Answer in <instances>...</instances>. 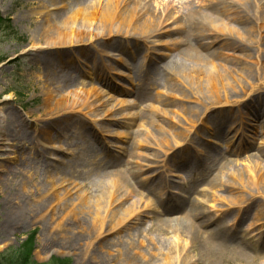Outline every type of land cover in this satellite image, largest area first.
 I'll return each mask as SVG.
<instances>
[{"label": "rangeland", "instance_id": "obj_1", "mask_svg": "<svg viewBox=\"0 0 264 264\" xmlns=\"http://www.w3.org/2000/svg\"><path fill=\"white\" fill-rule=\"evenodd\" d=\"M142 1L156 12L164 6L162 0ZM54 4L0 0V252L17 248L33 232L37 262L58 257L69 264H162V252L178 243L197 264L199 244L177 234L175 225H155L157 204L176 212V221L187 222V205L194 203L211 215L224 214L229 223L236 205L224 197L238 192L250 199L240 208L247 218H235L237 240L244 236L249 244L264 236V225L253 219L257 210L264 213V148H257L264 137V0H225L220 27L209 31L188 26L187 12H179L146 33L110 31L98 44L84 38L47 45L41 40L44 13L57 20L67 13V5ZM189 8L197 3L189 1ZM195 53L204 59L193 61ZM144 57L153 60L150 72ZM46 58L60 65L56 97L48 94ZM127 61L142 72L130 76ZM209 65L216 66L214 83L203 71ZM103 80H112L103 84L108 92L95 96L92 87ZM205 85L204 94L199 89ZM218 150L235 157L218 173L227 177L223 185L213 182V168L203 167L218 162L206 156ZM240 168L255 182L235 178ZM92 169L123 175V190L130 191L125 203L138 196L136 213H126L115 228L106 218L98 231L86 211L84 228L68 212L71 206H59L99 193ZM54 176L62 200L38 204L34 192ZM204 193L223 198L207 204ZM20 206L26 214L17 218ZM138 219L143 229L136 232ZM216 264L243 262L224 256ZM253 264H264V252Z\"/></svg>", "mask_w": 264, "mask_h": 264}, {"label": "bare ground", "instance_id": "obj_2", "mask_svg": "<svg viewBox=\"0 0 264 264\" xmlns=\"http://www.w3.org/2000/svg\"><path fill=\"white\" fill-rule=\"evenodd\" d=\"M51 5L55 6L54 3L58 2V0H50ZM71 1V2H69ZM90 4L87 3V0H59L60 4H65L68 7L66 8V14L64 17H61L60 20H57L56 17L52 16L53 13H44V18L41 22L42 24V34L41 40L48 39L47 45H56L60 43L66 42H78L81 39H95V44H98L97 41L105 34L110 31L114 32H134V33H146L152 28H156L160 25L161 21L169 22V19L174 18L177 13H186L184 16L185 20L188 22V26H192L196 28L199 32L209 31L212 28L220 27V19L218 15L221 13L223 7L219 6L225 2V0H172V2L168 5L166 4L168 0H162L163 7L161 12H156L153 10L149 3L143 2L142 0H89ZM154 1V0H153ZM189 1H193L197 3V9L190 10ZM228 9V8H227ZM190 10V11H189ZM217 15L214 16V13L217 12ZM153 21V24L150 22ZM80 23V24H79ZM175 25L180 27V22L175 21ZM132 29L133 31H131ZM131 58H135V55H129ZM193 61L198 62L202 61L204 57L198 53H195L193 56ZM130 58V59H131ZM144 65L146 68L144 70H148V66L153 62L152 58L144 57L143 59ZM72 62V61H70ZM127 68L130 69V76L134 78L133 73L142 72V68H139L138 63H126ZM59 64L55 62H49L48 59H43V67L44 73L46 75V84L48 86V94L52 97H56V92L59 90V86H61L60 81L56 78L59 75L60 69ZM208 66V65H207ZM144 67V66H143ZM216 66L205 67L204 74L207 77V82L212 81L214 83V77L217 75ZM185 70L180 73H184ZM180 75V74H179ZM154 75H148L147 77H153ZM181 76V75H180ZM185 76V75H184ZM182 75V77H184ZM186 79H190L189 76H186ZM133 80V79H132ZM112 80H110L111 82ZM110 83L109 80H103L95 83L92 87L93 94L95 96H99V94H103V92H108L104 88V83ZM106 83V84H108ZM170 83V82H169ZM207 85L209 86V84ZM171 85V83L169 84ZM167 86V83H166ZM206 86V85H205ZM204 87L203 90L200 88L199 90L202 93H207L209 90L207 87ZM70 96L71 93L68 92ZM235 137V135H234ZM140 141V140H139ZM264 148V137L259 139V145L257 148ZM62 148V147H61ZM68 148V147H67ZM63 150V149H62ZM68 151V149H65ZM224 154V157L221 155ZM258 155L262 157L261 153L258 150ZM206 156L212 157L211 159H218V162H212L211 164L205 165L204 168H213L215 170V174L212 175L213 182L223 185L222 180L227 177L222 176L220 173V169L224 166L233 165V160L235 157L230 154H226L224 152L214 153V155L207 152ZM223 156V155H222ZM246 155L244 158H247ZM107 163V162H106ZM106 168V167H105ZM104 168V169H105ZM249 173H252L253 170L247 167ZM238 174L233 175L235 178L245 182L249 185L250 183H254L255 179L251 178V181L244 176L247 174L245 169L238 170ZM90 176L95 180V184L93 185L98 188V194L92 197H83L81 195L77 196L75 199H67L60 202L59 206L62 208H71L68 210L72 217L76 221L79 222V225L86 227L83 222L84 216L81 214L86 211L87 214L91 215L92 224H95L98 231L102 230L105 225V219L110 218L109 220H114L113 227L115 228L117 224H119L123 216L126 213L135 214L138 209V196L134 198V200L130 202H124V198L130 193L129 189L124 187L126 186V180L123 175L119 172H105V174H100L96 172L94 169L90 171ZM89 177V176H88ZM93 180V179H92ZM262 181V185H264V178ZM59 185V180L56 176L51 178V183L49 186H41L34 192L33 196H38V204L47 203L54 201H61L62 196L56 188ZM92 185V186H93ZM231 185L233 188L235 187V181H232ZM232 188V187H231ZM54 193V197H47L49 192ZM162 194L161 191H159ZM220 197H211L204 193V201L207 204H210L211 201L216 200ZM227 200L230 201V204L236 205V209L228 215H230V221H226L223 216L224 214L218 215L214 213L210 214L209 211L205 210L201 205H196L194 203H189L187 206L189 207L188 214L189 220L185 221H176L173 214L176 212H168L165 208L164 210L160 209V205L157 204L156 212H159L155 220V225H175L177 226V230L175 231L177 234H186L191 241H195L199 244L200 253L203 257H198L196 260L197 264H216V261L222 259L224 256H228L229 258L239 259L243 262V264H253L255 260L260 261L261 254L264 252V236L259 238L257 241H250L248 244L246 242V238L241 237L237 240V233L235 232V218H238V221H242L247 218L241 217L240 208H243L242 205H246L249 203L250 197L241 196L240 192L227 195ZM202 201V197L199 198ZM149 200V198L147 199ZM120 205V207L115 208V206ZM182 205V201H179L178 206ZM187 210L184 208L183 211ZM26 211L20 206L16 210L17 218L24 217ZM215 215V216H214ZM233 215V216H232ZM253 219L256 223H259L260 226L264 225V213L261 210H257L253 214ZM116 223V224H115ZM253 224V223H252ZM250 223L249 226H252ZM107 226V225H106ZM133 228V227H132ZM130 228V230L132 229ZM200 228V229H198ZM110 228H105L108 230ZM129 229V228H128ZM134 229L140 231L143 229V225L141 224V220L138 219V226ZM210 229V230H209ZM133 232V229L131 230ZM129 232V233H131ZM260 232V231H259ZM100 234V233H98ZM132 234V233H131ZM74 235L73 239L78 240L80 237ZM178 243L169 244L167 249L162 253V264H194L195 260H192V256L188 251L184 249H180L178 247ZM178 247L175 251V249ZM85 264V263H78Z\"/></svg>", "mask_w": 264, "mask_h": 264}, {"label": "trees", "instance_id": "obj_3", "mask_svg": "<svg viewBox=\"0 0 264 264\" xmlns=\"http://www.w3.org/2000/svg\"><path fill=\"white\" fill-rule=\"evenodd\" d=\"M2 21H4V19L0 16V23ZM33 246H34V233L31 232L17 248H7L2 252H0V264H69L70 263L69 258H58V257H51L45 262H37L32 257Z\"/></svg>", "mask_w": 264, "mask_h": 264}]
</instances>
